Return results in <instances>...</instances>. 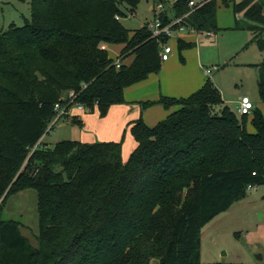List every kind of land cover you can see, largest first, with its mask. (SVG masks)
<instances>
[{"label":"trees","instance_id":"16d2710c","mask_svg":"<svg viewBox=\"0 0 264 264\" xmlns=\"http://www.w3.org/2000/svg\"><path fill=\"white\" fill-rule=\"evenodd\" d=\"M21 1L30 21L0 35V264H203L204 227L264 185V114L254 108L250 131L249 115L238 118L209 78L187 97L141 104L173 111L154 127L131 122L137 146L127 161L122 142L49 147L42 140L63 96L73 90L75 103L105 116L128 87L161 71L169 38L117 19L142 0ZM234 10L244 17L236 29L253 32L264 53V0ZM173 11L197 32L219 30L217 0L196 9L177 0ZM106 45L122 46L120 68ZM192 46L178 41L180 52ZM257 87L264 104V58ZM27 187L38 192V247L3 217L10 194Z\"/></svg>","mask_w":264,"mask_h":264},{"label":"rangeland","instance_id":"374dc122","mask_svg":"<svg viewBox=\"0 0 264 264\" xmlns=\"http://www.w3.org/2000/svg\"><path fill=\"white\" fill-rule=\"evenodd\" d=\"M174 0H142L135 11H127L122 20L124 25L134 31L155 22L156 16L167 10L171 16L170 4ZM244 0H217V25L219 30L212 32L177 29L169 44L173 47L170 61L163 62V76L178 77L176 87L193 75L200 77L201 88L209 78L220 88L226 104L242 118L238 111V103L243 97H248L264 114V104L260 100L257 87L258 66L263 61L264 53L258 42L253 40V32L236 29V19H243V12L237 15L235 3ZM165 4L163 9L158 4ZM155 7V10L152 7ZM129 13V14H128ZM131 14V16H130ZM31 18L29 1L0 0V35L12 24L23 26ZM192 42L193 46L180 52L178 41ZM109 55L119 59V47H110ZM165 71V72H164ZM208 71H210L208 73ZM185 75H187L185 77ZM148 83V82H147ZM148 84H134L126 89L125 102L111 106L105 116L99 109L94 112L80 111L74 106L70 117L79 116L84 119L83 125L74 124L70 119L61 118L43 137V142L49 147L63 140L119 141L123 145L133 142L131 127L128 126L126 114L139 106L138 99L145 94ZM197 88V89H199ZM195 89V90H197ZM182 95L179 94L178 98ZM189 96V95H188ZM248 116V129L254 128L250 119L255 111ZM147 111V110H146ZM145 111V112H146ZM141 115V114H140ZM145 119V114L143 115ZM125 120V122H124ZM161 120L146 121L150 127L156 126ZM116 138V139H115ZM129 151L123 157L129 156ZM3 217L21 223L22 233L31 243L39 246V210L38 192L34 187H27L10 194L3 207ZM201 251V262L264 264V185L256 186L248 191V196L236 202L228 211L221 213L205 226ZM259 256L262 258L259 259Z\"/></svg>","mask_w":264,"mask_h":264},{"label":"crops","instance_id":"0c3cea01","mask_svg":"<svg viewBox=\"0 0 264 264\" xmlns=\"http://www.w3.org/2000/svg\"><path fill=\"white\" fill-rule=\"evenodd\" d=\"M176 1L177 0H174L173 3L170 4V10L172 12L171 16L168 14L167 10H164V11L162 10V12H166L168 14L169 18L171 19V22L176 19L175 15H174V11H173V5H174V3ZM164 6H165V4H164ZM152 8L155 10L154 6ZM122 20H123V18L121 19V21ZM188 29H190V28H188ZM191 31H193V30H191ZM182 41H184V40H182ZM184 42H187V41H184ZM188 43H192V42H188ZM110 47H119V56H120L121 50H122V46H120V45H106V46H104V48L106 50H108ZM133 59H134V57H131V58L127 59L125 61V63L129 65V64L132 63ZM168 61H170V59ZM168 61H165V62H168ZM162 74H163V72L160 71L158 74H153L148 79L137 83V84H141V83L142 84H148V86L142 85V86H145L144 88H148V89L145 91L146 93L142 94V96H140V98L138 99L139 106L137 105L136 108H133L130 112H127L126 117H127V120L129 119V121H128V126L129 127H131V122L132 121L137 120L140 117H143L144 114H145V119H144V117H143V119H144V121L146 120L148 122V121H151V119H153L154 121H155V119L156 120H159V119H163L164 120L173 111V110L165 109L160 104H155V105H152L151 107H149V108H147L145 110H142L141 104L143 102H146V101H157L162 96H169V97L178 98L179 94L182 95L181 97H187L188 95H191L193 92H195L196 91L195 89L200 87V77L197 76V75H193L188 80L186 78L184 80V82H181L183 85H181L179 87H176L175 85H176V83H178V77H177V79H175V78H173L171 76H163ZM186 76L187 75H185V77ZM125 93H126V90H125ZM77 117H79V116H77ZM81 120L84 122V119H81ZM124 122H125V120H124ZM133 139H134V137H133ZM81 141L82 142H96L97 140L96 141L95 140L92 141V140H87V139L85 140L84 139V140H81ZM115 142H119V141H115ZM136 146H137V143H136L135 139L133 140V142H131V141L128 142V143L126 142L123 145L122 154L125 151H129V153L131 154V152L136 148ZM130 154H129V156H130ZM129 156H127V158L123 157L124 161H127ZM203 238H204V232H202L201 251H202Z\"/></svg>","mask_w":264,"mask_h":264},{"label":"built area","instance_id":"2783aa9c","mask_svg":"<svg viewBox=\"0 0 264 264\" xmlns=\"http://www.w3.org/2000/svg\"><path fill=\"white\" fill-rule=\"evenodd\" d=\"M208 1H210V0H189V6L191 9H196L198 7L203 6ZM158 8L163 9L164 4L163 3L158 4ZM130 16H131V14H130ZM186 16L187 15H184L183 17H180V18H176L170 24L164 25L163 21L161 19L160 13H159L155 18V22L152 23L149 26V28L152 30V32L155 36H157V37L165 36V37L169 38V40L171 39V37H173L176 34L177 29L183 30V29L190 28L191 30L196 31L194 28L188 27L187 24L185 23ZM117 19L121 20L122 17L117 16ZM207 35H208V37H212L211 32H207ZM172 52H173V47L169 44V42L164 43L162 45V51H161L162 60L164 62L168 61L170 59V55L172 54ZM116 65H117V68L121 67V62L119 61V59L116 60ZM209 72L210 71H208V73ZM75 98H76V93H75V91L71 90L65 96L62 97V99L59 103H57L55 105V108H54L55 117L53 118L52 122L50 123L47 132H50L52 127L55 125V123L59 119L65 118V116H68V115L69 116L73 115L74 106H76L77 109L80 111H85V108L82 104H78V103L74 102ZM65 102H67V103H65ZM237 107H238L239 113L241 114V116H243V115H250L252 113V110L255 108V105H254V103H252V101L248 97H243L241 99V101L238 103ZM39 145H40V143H39ZM254 188H255V186H250L249 190L254 189Z\"/></svg>","mask_w":264,"mask_h":264},{"label":"water","instance_id":"95a60500","mask_svg":"<svg viewBox=\"0 0 264 264\" xmlns=\"http://www.w3.org/2000/svg\"><path fill=\"white\" fill-rule=\"evenodd\" d=\"M262 257L261 256H259V259H261Z\"/></svg>","mask_w":264,"mask_h":264}]
</instances>
